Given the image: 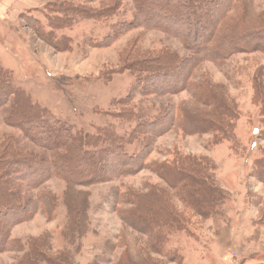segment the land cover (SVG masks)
Here are the masks:
<instances>
[{"label":"rangeland","instance_id":"rangeland-1","mask_svg":"<svg viewBox=\"0 0 264 264\" xmlns=\"http://www.w3.org/2000/svg\"><path fill=\"white\" fill-rule=\"evenodd\" d=\"M69 1L99 12L116 0ZM59 2L0 0V67L8 71L13 86L24 89L34 103L75 131L95 134L106 126L129 137L144 123L136 140L126 147L129 154L144 151L147 163L180 156L208 158L216 166L213 178L228 194L216 211L204 217L149 168L86 186H69L54 176L33 188L9 175L25 204L44 196L45 206L12 225L11 238L17 244L0 252V264H21L24 256L32 259L67 249L76 264H253L264 260V115L256 101V85L264 87V52L236 53L223 61L204 59L193 70L181 65L176 74L154 77L134 72L132 66L168 49L184 62L193 54L180 37L137 25L104 45L118 23L134 19L137 10L132 0L121 2L114 16L100 19L64 14ZM235 2L240 3L231 17L264 10V0ZM148 75L161 82L160 90L142 93ZM179 75L186 84L177 83ZM176 86L179 90L172 91ZM225 93L235 108L226 119L225 131H205L202 125L192 131L183 128L185 113L206 117L211 109L205 99L214 102L215 96L224 98ZM125 99H132L135 109L130 120L115 116ZM12 109V100L0 103V156L10 150L21 157L35 153L37 158H51L47 149L14 124L25 116L13 114ZM226 135L229 139L216 144L218 137ZM152 187L165 189L167 198L173 199L171 208L187 222L185 230L166 234L159 253L152 248L149 233L123 222L112 204L117 192L132 189L146 194ZM76 222L84 223L83 230ZM39 260L36 264H46Z\"/></svg>","mask_w":264,"mask_h":264},{"label":"trees","instance_id":"trees-1","mask_svg":"<svg viewBox=\"0 0 264 264\" xmlns=\"http://www.w3.org/2000/svg\"><path fill=\"white\" fill-rule=\"evenodd\" d=\"M132 1L137 10L134 19L118 23L104 45L112 43L137 25H144L180 37L193 54L182 62L174 51L170 49L161 51L157 57L149 59L150 63L141 61L132 66L134 72H149L151 76L162 77L176 71L181 65L185 66V69L188 67V70H193L195 64L204 59L223 61L236 53L264 52V10L258 15L246 12L239 17H231L232 10H236L240 2L236 3L235 0ZM121 2L124 0H120V3L116 0L99 12L80 9L81 7L69 0H61L58 5L60 12L67 15L77 14L84 18L100 19L117 14ZM151 76L145 78L146 84L142 85V93L162 88L161 82L156 78L153 80L154 77ZM8 77V71L0 67V103L12 100V113L25 116L14 124L30 139L47 149L51 158H37L35 153L32 156L21 157L10 150L0 156V252L15 249L14 245L17 241L11 238L12 225L27 220L45 206L44 196L25 204L18 196L15 185L13 187V184H10L9 175L26 181L33 188H39L54 176L61 177L69 186H86L133 175L149 168L166 183L168 188L178 192L187 206L192 207L201 216H210L226 200L228 193L213 178L216 166L212 160L180 156L174 161L147 163L144 151L131 155L126 150L127 145L136 140L138 132H141L142 126H145L144 123L133 130L129 137L120 135L106 126L99 127L98 133L95 134L84 130L75 131L72 125L62 122L48 109L34 103L24 89L14 87ZM182 77L178 76L177 83L186 84L185 79L182 81ZM257 85L256 101L261 105L264 115V87L263 84ZM175 88H172V91L178 89L177 86ZM225 96L224 98L215 96L214 102L209 98L205 99L204 104L211 109L206 117L197 115V112L185 113L187 117L183 121V128L192 131L202 125L205 131H225L226 119L232 117L231 114L235 109L233 102L228 103L229 98L226 93ZM122 104V110L115 116L132 119L135 115L132 99H125ZM156 123L157 121H153V124ZM224 139L229 137L227 135L224 138L218 137L216 144ZM164 191L165 189L152 187L148 193L141 194L131 189L117 192L112 197L114 209L123 222L136 230L149 233L153 242L152 248L158 253L162 251L161 246L166 242V234L185 230L184 224L187 223L171 208L173 199H168L169 194ZM76 224L80 230H83L84 223L76 222ZM24 257L21 264H36V259L46 264H76L68 249L53 255L40 254L32 259L31 255Z\"/></svg>","mask_w":264,"mask_h":264},{"label":"crops","instance_id":"crops-1","mask_svg":"<svg viewBox=\"0 0 264 264\" xmlns=\"http://www.w3.org/2000/svg\"><path fill=\"white\" fill-rule=\"evenodd\" d=\"M235 262L237 263V261H231L229 264H235ZM253 264H264V260H262V261H256Z\"/></svg>","mask_w":264,"mask_h":264}]
</instances>
